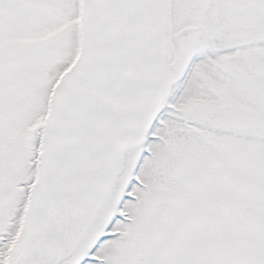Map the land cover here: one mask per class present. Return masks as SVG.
<instances>
[{
  "label": "snow or ice",
  "instance_id": "obj_1",
  "mask_svg": "<svg viewBox=\"0 0 264 264\" xmlns=\"http://www.w3.org/2000/svg\"><path fill=\"white\" fill-rule=\"evenodd\" d=\"M0 264H264V0H0Z\"/></svg>",
  "mask_w": 264,
  "mask_h": 264
}]
</instances>
